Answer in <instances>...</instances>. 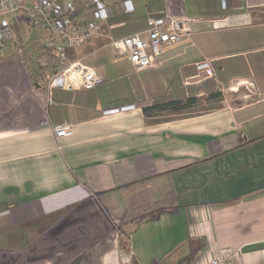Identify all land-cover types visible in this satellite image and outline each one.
<instances>
[{
  "label": "crops",
  "instance_id": "0c3cea01",
  "mask_svg": "<svg viewBox=\"0 0 264 264\" xmlns=\"http://www.w3.org/2000/svg\"><path fill=\"white\" fill-rule=\"evenodd\" d=\"M104 6L109 18L74 51L103 78L94 89L74 73L62 78L74 88L49 89L42 45L22 38L0 58V264H206L221 250L264 264V0ZM165 12L190 35L138 72L113 42ZM205 59L213 78L197 70ZM65 124L72 134L56 138Z\"/></svg>",
  "mask_w": 264,
  "mask_h": 264
},
{
  "label": "built area",
  "instance_id": "2783aa9c",
  "mask_svg": "<svg viewBox=\"0 0 264 264\" xmlns=\"http://www.w3.org/2000/svg\"><path fill=\"white\" fill-rule=\"evenodd\" d=\"M29 0H0V58L10 51L14 40V32L8 15L27 12L34 29L47 34L44 43L50 58H40L38 63L43 69H52L48 76V88H74L62 78L68 73H74L79 81V87L92 90L103 83V78L97 72L85 66L80 60L71 61L69 52L83 47L91 41L100 30V22L109 18L104 2L108 0H88L91 10L84 20L75 22L74 15L81 0H33L32 7L27 8ZM127 12L132 11L130 2L124 3ZM190 21L177 20L169 12L162 17H150L145 31L124 37L113 42V46L127 58L131 66L138 72L156 68L165 51L180 44L189 37ZM218 27V26H217ZM199 73L204 78L214 77L211 60L205 59L197 65ZM249 84L247 88H251ZM110 111L109 113H113ZM56 138H66L72 134V126L65 124L54 127ZM206 264H244L238 251L221 250Z\"/></svg>",
  "mask_w": 264,
  "mask_h": 264
},
{
  "label": "rangeland",
  "instance_id": "374dc122",
  "mask_svg": "<svg viewBox=\"0 0 264 264\" xmlns=\"http://www.w3.org/2000/svg\"><path fill=\"white\" fill-rule=\"evenodd\" d=\"M32 3L33 0H29L26 3V7L27 8H31L32 7ZM7 19L10 21L11 25L13 26V32H14V37L15 40L17 39H21L26 42L27 44H25V47L28 48V45H35V44H39L42 45V50H41V54L40 57H38V61L40 58H50L49 53L46 51L45 46H44V42H45V38H44V33L37 31L36 29L33 28L32 23L29 21V15L27 12H20L17 15H8ZM35 57H37V55H34ZM33 58V57H30ZM34 61H36L35 58H33ZM71 61H74L73 59L70 58ZM28 61V60H27ZM39 65V63H38ZM40 67V66H39ZM44 73H48L50 76L53 74V70L52 69H47L44 70L42 68ZM44 85H48V83H44ZM238 99V98H237ZM234 98V102L238 103V100ZM241 100V98H239ZM217 104V103H216ZM215 104V105H216ZM202 108H206L207 110L211 109L212 107L208 104L203 105L200 109ZM121 243L125 244V248L121 247ZM118 244L119 247L124 251V253H126V256L129 258V253H128V248L129 247V240L123 236L119 237L118 240ZM19 258V257H18ZM13 263H17V264H21L22 261H20L19 259L17 260H13ZM131 264H133L132 261H130Z\"/></svg>",
  "mask_w": 264,
  "mask_h": 264
},
{
  "label": "trees",
  "instance_id": "16d2710c",
  "mask_svg": "<svg viewBox=\"0 0 264 264\" xmlns=\"http://www.w3.org/2000/svg\"><path fill=\"white\" fill-rule=\"evenodd\" d=\"M105 3V2H104ZM83 7L86 11H90L91 10V6L88 5V0H81L80 3H79V8ZM83 8H81V10L83 11ZM13 28V26H12ZM74 51H70L69 52V58L71 59H75L74 57ZM210 99H214V100H220L219 98H221V95H213L211 97H209ZM198 103V100L197 99H190L188 100L187 102H176V101H170L166 104H162V105H155L154 107L152 108H149V109H146L145 111L147 113H150V112H154V111H157V110H160V109H171L173 111H177V112H183L191 107H193L194 105H196ZM202 162H205V161H202ZM121 247L125 248V244L124 243H121ZM128 248V253L129 255H131V245H130V242H129V247L127 246ZM133 264H137L135 261H133Z\"/></svg>",
  "mask_w": 264,
  "mask_h": 264
}]
</instances>
